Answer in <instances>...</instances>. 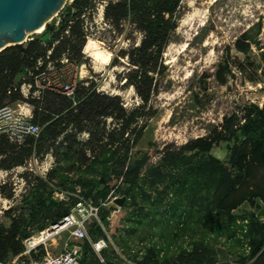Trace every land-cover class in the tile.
Listing matches in <instances>:
<instances>
[{
  "label": "trees",
  "instance_id": "16d2710c",
  "mask_svg": "<svg viewBox=\"0 0 264 264\" xmlns=\"http://www.w3.org/2000/svg\"><path fill=\"white\" fill-rule=\"evenodd\" d=\"M92 5V0L67 3L57 26L54 19L41 34L0 52V106L6 100L28 103L32 122L41 129L38 137L27 136L23 143L3 136L0 169L24 166L57 143L64 150L54 153L47 179L37 180L22 198L26 206L21 215L11 216L8 226L0 223V264L21 256L25 240L64 219L80 198L100 207L99 220L89 221L87 230L92 241L104 238L117 211L103 204L117 196L126 197L124 207L132 209L126 238L144 225L157 238L145 246L142 259L135 254L138 264H220L225 254L230 255L225 264H264V207L257 214L264 203V182L255 183L256 172L264 171V104L244 100L240 112L224 116L206 136L165 148L159 165H149L157 153L155 144L145 153L135 152L152 116L150 103L158 93L157 76L165 69L163 54L177 29L181 0H119L105 9L112 26L127 22L142 34L139 45L117 55L128 59V71L120 78L136 91L141 100L137 107L127 109L119 95L99 91L93 81L80 82L71 96L38 87L49 64L61 68L64 59L84 63L88 32L82 15ZM247 41L243 36L235 49L247 54ZM228 73L224 63L217 72L219 83H227ZM24 84L30 86L28 98L21 92ZM84 134L85 140L80 138ZM217 148L223 157L213 153ZM54 192L68 200H54ZM246 202L251 210L236 215ZM123 243L126 247L124 237ZM84 251L85 261L99 264L88 241Z\"/></svg>",
  "mask_w": 264,
  "mask_h": 264
},
{
  "label": "rangeland",
  "instance_id": "374dc122",
  "mask_svg": "<svg viewBox=\"0 0 264 264\" xmlns=\"http://www.w3.org/2000/svg\"><path fill=\"white\" fill-rule=\"evenodd\" d=\"M97 8L93 3L89 10L91 16L88 13L84 20L88 32L83 51L87 70L85 77L80 78V64L66 59L61 68L49 64L51 74L48 77L53 88L59 90H63L66 85L77 86L80 82L89 85L93 81L99 91L119 95L127 109L135 108L141 104V100L134 88L127 87L125 80L120 78L128 71V59H117V55L121 50L139 45L142 34L127 22L119 28L112 26L105 18H101ZM177 17V29L163 54L165 69L157 76L158 93L150 103L152 116L144 123L143 137L135 148L136 153H145L151 144H155L157 153L150 159L149 165L160 164L165 148L180 147L190 140L206 136L222 124L224 116L234 111L240 112L244 100L260 106L264 104V0H181ZM54 19L57 26L59 16L56 14ZM39 34L29 35L28 38ZM243 36L250 43L247 54L235 49V43ZM114 60L118 62L116 66H113ZM224 63L228 64L231 73L226 74L227 83L223 85L217 80V72ZM45 79L48 81L47 76ZM21 92L28 98L30 86L24 84ZM34 95H38V92ZM4 105L13 109L27 105V108L31 107L25 102L11 103L9 100ZM80 138L85 140L87 135ZM62 152L64 150L57 143L44 156H32L24 166L11 170L0 169V223L8 226L11 216L21 215L26 206L22 198L37 180L47 179L55 166L54 153ZM213 153L219 157L224 155L218 148ZM262 182L264 171L259 170L255 183ZM57 193L60 192L53 193L54 200H68L65 194L61 198ZM124 205L126 201L123 206L114 202L106 206L115 208L117 213L110 229L105 231L103 239L108 247L104 253L101 252V256L113 264H119L121 260L127 264H138L134 261L135 254L139 253V259H142L145 246H151L157 238L151 236L147 225L139 227L136 233L126 238V220L132 209H126ZM259 206L257 214L264 203H259ZM12 208L17 210L9 211ZM250 210L251 205L246 202L235 214L242 217ZM36 236L31 243L39 239ZM69 236L68 230L62 232L41 244L36 253L31 252L32 257L37 253L44 254L45 250L54 254L62 253L70 243ZM123 237L127 241L126 247ZM25 241L26 250L28 243ZM188 244L184 243L185 246ZM225 257H220V264H225L226 258H230ZM28 260V256L21 255L18 262Z\"/></svg>",
  "mask_w": 264,
  "mask_h": 264
},
{
  "label": "built area",
  "instance_id": "2783aa9c",
  "mask_svg": "<svg viewBox=\"0 0 264 264\" xmlns=\"http://www.w3.org/2000/svg\"><path fill=\"white\" fill-rule=\"evenodd\" d=\"M72 1L73 0H69L68 3L70 4ZM118 1L119 0H92V4L94 3V5L96 4L98 6L97 10L101 18L104 19L105 9L108 4ZM127 1L129 2L130 0ZM90 9L86 10L82 15L83 20H85L88 13L89 15L91 14V12H89ZM84 27L86 26L84 25ZM44 76L46 77L47 75H43V82H41V79L37 81L38 87L53 88L49 77L47 76V81ZM75 87V84L66 85L62 91L71 96L74 93ZM27 106H21L19 109H13L9 105L0 106V139L5 136L12 142L20 143V141L24 140L27 136L38 137L41 129L32 122V113L29 111L31 107L27 108ZM57 194L58 196L60 194L61 198L64 196V193ZM118 197L119 196L112 198L109 202H114ZM108 203L103 205L106 207ZM99 212L100 207L97 206L92 199L80 198L76 205L72 207L69 215L36 236L39 238L40 242L35 245L31 244V240L34 239L35 236L25 241L28 244H26V250L22 255L28 256V261L22 263L18 262L19 257H21L19 256L9 264H93L84 260L86 241L90 243L92 250L98 255L100 259L99 264H107L101 256V252L108 247L106 241L103 238L98 241H92L87 230V223L90 220H99ZM66 230H68L70 234V243L62 253L54 254L45 250L44 254L37 253L35 257H32L31 252L35 251L36 253L41 244H45L47 241H50Z\"/></svg>",
  "mask_w": 264,
  "mask_h": 264
},
{
  "label": "water",
  "instance_id": "95a60500",
  "mask_svg": "<svg viewBox=\"0 0 264 264\" xmlns=\"http://www.w3.org/2000/svg\"><path fill=\"white\" fill-rule=\"evenodd\" d=\"M68 0H0V52L8 47L22 45L45 24L50 26L55 14H59ZM45 35L43 40H48ZM12 43L11 45H7ZM126 197L114 202L123 206Z\"/></svg>",
  "mask_w": 264,
  "mask_h": 264
},
{
  "label": "bare ground",
  "instance_id": "6f19581e",
  "mask_svg": "<svg viewBox=\"0 0 264 264\" xmlns=\"http://www.w3.org/2000/svg\"><path fill=\"white\" fill-rule=\"evenodd\" d=\"M55 15H54V17H55ZM44 30H45V24L42 27H40L39 29H37L35 31V33H42ZM28 36H29V34H27V38H28ZM11 44L12 43H8L7 45H11ZM79 74H80V78H84L85 75L87 74V70H86L85 63H81L80 64V73ZM38 242H40V240L39 239H36V240L32 241L31 244L34 245L35 243L37 244Z\"/></svg>",
  "mask_w": 264,
  "mask_h": 264
},
{
  "label": "crops",
  "instance_id": "0c3cea01",
  "mask_svg": "<svg viewBox=\"0 0 264 264\" xmlns=\"http://www.w3.org/2000/svg\"><path fill=\"white\" fill-rule=\"evenodd\" d=\"M51 73H48L47 76H49ZM30 113H32V109L30 108L29 109Z\"/></svg>",
  "mask_w": 264,
  "mask_h": 264
}]
</instances>
